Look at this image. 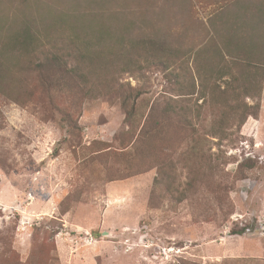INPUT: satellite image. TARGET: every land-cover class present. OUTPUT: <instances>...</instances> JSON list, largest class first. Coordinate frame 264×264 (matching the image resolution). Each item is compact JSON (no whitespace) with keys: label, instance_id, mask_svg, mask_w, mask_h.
<instances>
[{"label":"rangeland","instance_id":"rangeland-1","mask_svg":"<svg viewBox=\"0 0 264 264\" xmlns=\"http://www.w3.org/2000/svg\"><path fill=\"white\" fill-rule=\"evenodd\" d=\"M59 1H79L77 11L106 22L115 15L114 24L129 22L132 37L160 35L167 47L195 50L167 69L118 74L147 91L130 121L118 99L88 98L78 87H58V79L47 91L33 63L0 78V264H264V78L259 99L234 100L211 76L205 103L195 58L213 41L222 45L238 16L244 32L245 14L264 0H0L1 41L4 18L37 12L38 2L61 10ZM223 53L220 63L232 64ZM232 67L245 84V60ZM174 70L187 86L195 81L180 105L200 135L187 117L159 110L149 134L136 139L148 106L177 97ZM245 100L260 103L246 120ZM222 110L227 118L215 119ZM193 171L200 187L184 198Z\"/></svg>","mask_w":264,"mask_h":264},{"label":"trees","instance_id":"trees-1","mask_svg":"<svg viewBox=\"0 0 264 264\" xmlns=\"http://www.w3.org/2000/svg\"><path fill=\"white\" fill-rule=\"evenodd\" d=\"M101 1L103 0H95V3L99 4ZM39 2L34 4L37 12L24 11L21 18H17L16 14L4 18L2 27L4 37L2 41L0 38V78L12 72V68L20 69L27 66L31 69L30 64L33 63L41 85L47 91L51 92L55 88L54 83L58 79V87L64 89L78 87L82 95L88 98L97 93L95 97L118 99L125 110L126 121H130L135 115L138 100L147 91L119 82L118 74L128 71L142 73L149 66L167 69L170 63L176 66L183 55H190L191 51L195 50L192 47L186 49L173 45L167 47V41L160 35L139 32L132 37L130 27L127 26L129 22L118 26V17L115 15L111 16V20L117 24L112 21L106 22L98 12L77 11L81 4L79 1H65V3L59 1L62 4H58L61 10H55L52 6ZM31 5V2L27 1L26 7L30 8ZM238 17L233 26L230 24L229 30L232 32L222 45L212 40L213 43L195 51V58L199 63L196 73L201 79L202 87L199 99L202 102L207 103L206 85L211 82V76L214 75L218 80L224 81L226 86L223 92L234 100L242 94H245V98H260L264 78V4H257L250 15L245 14L244 32L241 27L238 28L243 25L242 16ZM128 46L130 50L122 56L123 50L126 51ZM223 51L232 64L237 62L242 64L245 60V84L238 83V78L233 75L234 67L229 63L230 61L225 60L228 63L224 65L220 63L225 58ZM35 56L37 57L35 60H38L36 64ZM112 56H115V59L111 58ZM24 60L26 65L22 63ZM169 76L175 85L177 97L167 98L165 105L164 102L161 103V108H158L159 99L148 106V110L142 115V123L138 127L136 139L149 134L148 124L159 110L161 114H169L170 117H187L193 126L194 137L200 135V131L188 118L184 106L180 105L187 101L183 100L185 96L195 93V81L188 78L187 86L181 79L180 73L175 70ZM212 87L213 95L216 86L213 84ZM236 106L233 105L227 112L236 111ZM218 107L224 108L220 104ZM239 107L245 109V120L250 115L257 116L260 112L259 102L248 105L245 100V104ZM225 111L222 110L215 115V119H226L228 114ZM62 121L69 127H75L69 113H63ZM218 127L212 126L209 131L216 135L220 130ZM201 128L205 127L201 126ZM196 178V172L193 171L192 179L187 182L185 191L181 193L182 197L185 198L190 189L196 185L194 182ZM197 187L200 186L196 185L194 189ZM178 200H181V197ZM233 233L241 235L244 230H233Z\"/></svg>","mask_w":264,"mask_h":264}]
</instances>
